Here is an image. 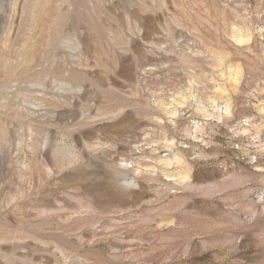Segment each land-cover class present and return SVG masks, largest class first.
<instances>
[{
  "label": "rangeland",
  "instance_id": "1",
  "mask_svg": "<svg viewBox=\"0 0 264 264\" xmlns=\"http://www.w3.org/2000/svg\"><path fill=\"white\" fill-rule=\"evenodd\" d=\"M0 264H264V0H0Z\"/></svg>",
  "mask_w": 264,
  "mask_h": 264
}]
</instances>
